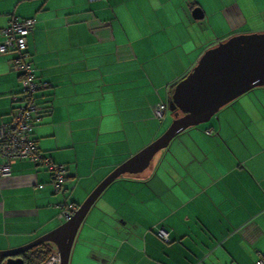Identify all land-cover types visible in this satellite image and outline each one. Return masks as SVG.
<instances>
[{"label":"crops","instance_id":"0c3cea01","mask_svg":"<svg viewBox=\"0 0 264 264\" xmlns=\"http://www.w3.org/2000/svg\"><path fill=\"white\" fill-rule=\"evenodd\" d=\"M195 8L201 18L192 17ZM12 16L35 19L26 52L46 87L35 94L42 112L32 136L64 164L65 186L54 193L40 164H11L0 176V250L64 222L61 212L161 135L173 115L167 109L158 119L152 107L167 104L205 49L264 32V0H0V40ZM13 56L0 53V123L18 104ZM262 255L264 86L105 187L79 226L69 264H256Z\"/></svg>","mask_w":264,"mask_h":264},{"label":"water","instance_id":"95a60500","mask_svg":"<svg viewBox=\"0 0 264 264\" xmlns=\"http://www.w3.org/2000/svg\"><path fill=\"white\" fill-rule=\"evenodd\" d=\"M202 15L199 8L192 11L195 19ZM260 86H264V32L234 34L205 49L174 85L167 100L173 118L163 133L109 172L64 222L22 246L0 250V257L5 258L0 264H22L18 255L42 242L55 246L59 264H69L79 226L105 187L124 174L140 173L176 135L208 121L223 105Z\"/></svg>","mask_w":264,"mask_h":264},{"label":"built area","instance_id":"2783aa9c","mask_svg":"<svg viewBox=\"0 0 264 264\" xmlns=\"http://www.w3.org/2000/svg\"><path fill=\"white\" fill-rule=\"evenodd\" d=\"M34 18H18L12 16L6 27L1 29L0 53H14L10 64L19 75V92L12 96L18 104L12 107L10 118L0 123V176L10 171V166L17 160H29L33 164H40L46 168L54 193H61L65 186V166L56 163L45 155L37 146L32 130L40 119L42 107L36 101V92L46 87L45 82H40L34 75L31 60L26 52L27 35L33 29ZM167 111V104L156 103L152 107L153 115L161 119ZM207 133H211L207 130ZM41 187V185H39ZM76 208L61 212L60 216L67 219ZM71 210V212H70ZM157 234L162 241L168 242V233L159 228ZM57 251H54L43 264H59ZM220 264V263H216ZM256 264H264V255L260 256Z\"/></svg>","mask_w":264,"mask_h":264},{"label":"trees","instance_id":"16d2710c","mask_svg":"<svg viewBox=\"0 0 264 264\" xmlns=\"http://www.w3.org/2000/svg\"><path fill=\"white\" fill-rule=\"evenodd\" d=\"M172 91H173V88L170 92V95ZM171 113L173 115V112ZM77 206L78 205H76V207ZM54 251H55V246L51 242H42L22 252L21 254L18 255V257L22 259L23 261L22 264H43L46 261V259L49 257V255L52 254ZM4 259H5L4 257H0V262H2Z\"/></svg>","mask_w":264,"mask_h":264},{"label":"rangeland","instance_id":"374dc122","mask_svg":"<svg viewBox=\"0 0 264 264\" xmlns=\"http://www.w3.org/2000/svg\"><path fill=\"white\" fill-rule=\"evenodd\" d=\"M167 114H165V117L164 118H167ZM207 122V121H206ZM206 122H203V123H200V124H204V123H206ZM199 124V125H200ZM76 249H74L75 251L73 252V254L76 252V250L78 251L79 250V248H80V246L79 245H77L76 247H75Z\"/></svg>","mask_w":264,"mask_h":264}]
</instances>
